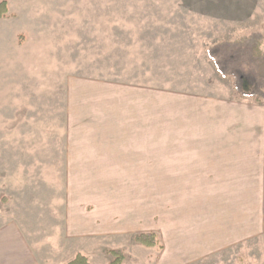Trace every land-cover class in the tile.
Returning a JSON list of instances; mask_svg holds the SVG:
<instances>
[{
    "label": "rangeland",
    "instance_id": "374dc122",
    "mask_svg": "<svg viewBox=\"0 0 264 264\" xmlns=\"http://www.w3.org/2000/svg\"><path fill=\"white\" fill-rule=\"evenodd\" d=\"M2 2L0 264H67L80 253L91 264H110L111 251L124 253L123 264H264V154L259 197L248 189L243 196H206L201 182H181L174 193L171 180H158L172 174V165H158L172 163L171 117H155L171 106L176 81L195 93L226 89L238 96L207 51L254 33L263 36L264 49V0ZM134 83L150 89L149 181L95 182L97 174L93 182L80 180L71 170L81 167L68 166L66 148L94 137L82 130L93 124L95 94ZM250 102L264 108V100ZM82 113L88 119H77ZM85 193L100 198L99 205ZM217 204L227 207L223 216L232 228L214 251L219 255L173 260L176 234L193 243L214 232ZM189 213L191 229L183 223ZM144 233H155L163 248L139 245L135 239Z\"/></svg>",
    "mask_w": 264,
    "mask_h": 264
},
{
    "label": "crops",
    "instance_id": "0c3cea01",
    "mask_svg": "<svg viewBox=\"0 0 264 264\" xmlns=\"http://www.w3.org/2000/svg\"><path fill=\"white\" fill-rule=\"evenodd\" d=\"M117 87L118 84H110L108 92L98 89L99 93H94L93 108L96 109L93 111V124L85 125L82 130L94 137L70 142L66 148L68 166L81 167L71 170L78 178L83 176L80 180L93 182L90 175L97 174L99 178L95 177V182L149 181V86L147 83L128 84L120 92ZM222 91L195 93L182 86L181 81H176L171 90V106L157 109L155 117H164L165 113L167 118L171 117L173 140L172 163H158L172 165V174L168 173L169 177L165 178L162 173L158 180H171L174 193H181V182H201L204 193L210 197H237L247 191H253V196H261L264 108L259 103L250 102L254 101L252 98L231 96L226 89L224 93ZM62 102L64 105V95ZM82 117L88 119L83 113L77 119ZM60 173L64 176V143ZM226 182L231 184L225 185ZM62 183L64 194V181ZM254 186L257 193L252 190ZM183 191H186L184 187ZM85 194V198L92 197ZM99 201L100 198L95 197L92 202L97 206ZM61 210L64 215V204ZM214 211L219 214V219L210 236L199 237L193 243L183 241L180 234L174 236L177 254L173 260L192 263L219 255L214 251L226 244L223 240L230 236L232 228L229 219L223 216L227 213L226 206L217 204ZM175 214L180 221L181 210L175 209ZM192 215L189 213L183 222L187 229L192 228L188 224L193 219ZM142 219L141 216L139 220Z\"/></svg>",
    "mask_w": 264,
    "mask_h": 264
},
{
    "label": "trees",
    "instance_id": "16d2710c",
    "mask_svg": "<svg viewBox=\"0 0 264 264\" xmlns=\"http://www.w3.org/2000/svg\"><path fill=\"white\" fill-rule=\"evenodd\" d=\"M7 3L0 4V19L7 13ZM263 36L254 33L235 42H223L209 47L208 58L223 78H231L234 88L241 98L264 100V49ZM136 242L146 248H163L155 233H144L136 237ZM115 258L110 264H123L122 251H111ZM67 264H91L84 254H77Z\"/></svg>",
    "mask_w": 264,
    "mask_h": 264
}]
</instances>
